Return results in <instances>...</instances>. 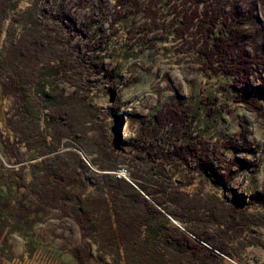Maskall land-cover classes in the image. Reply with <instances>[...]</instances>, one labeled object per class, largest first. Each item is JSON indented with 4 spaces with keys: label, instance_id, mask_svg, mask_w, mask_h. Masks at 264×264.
I'll return each instance as SVG.
<instances>
[{
    "label": "rangeland",
    "instance_id": "obj_1",
    "mask_svg": "<svg viewBox=\"0 0 264 264\" xmlns=\"http://www.w3.org/2000/svg\"><path fill=\"white\" fill-rule=\"evenodd\" d=\"M31 1L24 0L19 8L25 9ZM131 1L133 0H128L127 4ZM140 1L141 3L135 6L128 5L125 10H122V5L119 10V0H84L86 5L81 4L83 0H41L34 17H31V21L37 25L48 26L53 30L54 43L61 51L56 53L54 59L67 60L65 55L68 54L69 58L86 62V67L82 66L81 69L76 68L77 63L72 70V77L61 79L63 81H60L58 86L69 102L75 103L77 112L81 111L83 114L80 117L78 113L76 128L84 126V132L90 136L88 141L93 145L89 146L87 140L80 143H84V148L91 149V155L75 140L73 145L61 151L72 150L79 153L82 161L95 172L117 174L160 211L162 206L149 195H145L141 185L148 187L152 192L156 190L168 204V210L170 208L176 215H180L177 210L185 213L188 221L169 217L181 231L198 242V237L190 233L187 227L209 231L216 235L222 244H234L233 258L217 252L226 260L225 264H264V208L252 203L253 199L264 200V113L261 114L259 108L254 109L255 112L250 104L238 101L239 84L237 86L230 75H211L214 71L204 69L207 65L204 64L203 57L197 54L194 56L182 43L171 41L172 38L166 41L162 39L168 24L180 14L182 18L185 16L188 0ZM151 1L159 3L155 9L156 14L154 10L146 7ZM253 1L255 8L250 17L247 16L246 25L256 28L262 26L264 29V0ZM169 10L172 15L168 13ZM70 11L75 13L70 17L74 25H69L71 22H67L65 17L64 20L60 17L69 15ZM50 13L57 18L47 19ZM154 15L161 20H158V25L152 29L149 18ZM114 17H121V20L117 23ZM164 20L166 22H163ZM176 23L174 20L173 28ZM240 38H237V47L245 45V42L239 41ZM136 41L143 43L137 45ZM261 41L264 43V31ZM244 52V58L254 55L251 46L244 47ZM224 53L223 49L222 57ZM61 55H64V58ZM216 60L222 59L218 55ZM244 64L250 67L248 73L246 72L248 75L245 74L247 80L242 79L246 83V92L249 98L256 102L253 105L264 108V94L259 95L264 89V64H259L257 60L245 61ZM57 68L64 71L63 62ZM106 70L117 74L118 80L114 81L116 85L108 83ZM2 94L4 93L0 85V97ZM117 99H120V102ZM175 99L181 100L182 106H177L171 101ZM116 102L120 103L121 107L116 115L109 118L111 106ZM8 103L12 105L11 100L0 105L1 112L4 109L6 116L4 123L7 121ZM169 104H172L174 109L167 115L168 120L164 126L173 134L177 149H180V155L185 160L188 158L189 147H214L217 145V139L227 140L236 135L239 138L232 139L237 142L236 148L220 150L223 153V163L221 164L216 156L211 164V174L207 169L205 176H199L193 167L194 164L189 161L190 169L185 168V164L180 161L166 166L163 163L165 159L158 151L159 144L169 155H175L177 151L174 142L155 143L152 148L148 147L146 152L135 147L138 145L136 137L140 129L153 121L154 116H159L162 109L166 108L165 105ZM214 113V116L210 115ZM20 118L22 119V116ZM21 122L24 123L23 120ZM171 122L176 124L175 127ZM4 123L1 121L2 130ZM179 131H182V134ZM97 141L108 146L105 148L106 152L111 151L110 145L114 141L119 148L117 151L112 149L110 159L104 156L101 158L98 156V150L103 149V146L99 147ZM17 150L20 154L26 153L28 157L38 153L36 150L33 152L27 149L26 143L18 144ZM189 154L197 159V150ZM231 158H237V164L231 163ZM201 161L205 163L203 167H206L208 162L205 159ZM110 163L116 166V171L110 170ZM227 164L231 167V172L226 169ZM229 177L233 179L224 185L222 181L228 180ZM215 194L220 196V201ZM172 195H177L182 205L173 202ZM229 212L237 214V223L244 220L246 226L232 224L227 227L226 214ZM56 213L54 212V217L49 218L47 223L34 229L40 241V250L43 251L40 254L41 259L40 255L37 258L39 260L36 255L33 259H22V240L15 236L10 242L14 260L0 264H62L63 261L74 264L71 257L63 252L64 247L68 246L65 244L74 246L79 242V227L68 219L57 218L59 213ZM214 218L223 219V222L218 223L222 229L215 225Z\"/></svg>",
    "mask_w": 264,
    "mask_h": 264
},
{
    "label": "trees",
    "instance_id": "obj_2",
    "mask_svg": "<svg viewBox=\"0 0 264 264\" xmlns=\"http://www.w3.org/2000/svg\"><path fill=\"white\" fill-rule=\"evenodd\" d=\"M23 2L24 0H0V85L4 93L0 97V105L6 104L8 100L12 101V105L8 103L7 106L5 123V112L4 109L1 112L0 107V263L14 260L10 242L15 236L22 240L21 258L33 259L36 255L37 259L43 251L40 250V241L34 229L47 223L49 218L52 219L54 212L59 213H56L57 218L68 219L79 227V242L74 246L65 244L68 246L64 247L63 252L71 257L74 264H225L226 260L217 252L233 258L234 244H222L216 235L209 231L187 227L190 233L213 247L215 251L176 227L169 217L188 221L185 213L177 210L180 215H176L170 208L168 210V204L156 190L152 192L148 187L141 185L142 192L162 206L163 209L160 211L117 174L95 172L82 161L79 153L72 150L61 151L73 145V140L79 143L87 140L89 146L93 145L88 141L90 136L84 132V126L76 128V121L79 114L80 117L83 116L82 112H77L75 103L69 102L58 86L60 81L72 77V70L77 63L76 68L81 69L82 66L86 67V62L69 58L70 55L65 53L67 60L54 59L60 49L54 43L53 30L31 21L41 0H32L25 9H20V3ZM119 2L121 3L118 6L119 10L122 9V5V10H125L128 5L135 6L141 3L140 0H133L128 4V0ZM188 2L185 16L182 18L180 14L178 19H174L177 21L174 28L172 26L174 20L171 18L173 22L168 24L165 34L161 36L162 39L166 41L172 38L171 41L182 43V46L190 50L194 56L197 54L203 57L204 64L207 65L204 69L214 71L211 75H230L237 86L239 84L238 101L250 104L253 110L259 108L263 114L264 108L253 105L256 102L249 98L246 83L242 80H247L250 69L249 65L244 64L245 61L257 60L259 64H264V43L261 41L264 29L262 26L256 28L246 25L255 8L252 3L254 1L188 0ZM81 4L86 5L84 0ZM158 4L151 1L146 7L154 10L156 14ZM168 13L172 15V11L169 10ZM74 15L75 13L70 11L69 15L60 17L62 20L65 17L67 22H71L70 17ZM56 18L51 13L47 16L50 20ZM120 18H115L117 23ZM149 20L153 29L161 18L154 15ZM72 22L69 25H74ZM239 37H241L239 41L245 42V45L237 47ZM140 42L143 43L136 41V44ZM246 46L252 47L254 54L252 57H243ZM64 55H61L62 58ZM218 55L222 60H216ZM61 61L65 67L64 71L57 68ZM105 75L108 83L112 82V85L118 80L117 74L113 71L106 70ZM263 94L264 89L259 95ZM120 99H117L118 102ZM171 101L177 106H182L179 99ZM120 107V103H114L108 113L109 118L116 115ZM165 107L159 116L158 114L154 116L153 121L140 129L136 137L138 145L135 146L139 150L146 152L148 147L152 148L155 143L174 142L173 134L164 126L168 120L167 115L172 113L174 106L169 104ZM210 115L214 116L215 113ZM1 121L5 125L3 130ZM175 125L172 123L173 127ZM181 132L179 131L180 134ZM232 139L239 138L236 135L227 140L217 139L215 143L219 147L217 145L189 147L186 160L180 155L181 151L177 149L175 142L177 154L169 155L160 144L158 151L165 159L163 163L166 166L180 161L181 164H185V168L190 169L189 161L194 164L193 167L199 176H205L207 169L210 174L212 173L211 164L216 156L220 163H223V153L220 151L222 148L226 151L236 148L237 142ZM97 142L99 147L103 146V149L98 150V156L101 158L104 156L110 159L111 152L119 148L114 141L110 145L113 150L106 152L105 148L108 146ZM22 143H26L27 149L33 152L36 150L38 153L35 152L29 157L26 153L25 155L18 153L17 145ZM80 144V147L91 155V149L84 148V143ZM193 150H197V159L189 154ZM200 159L208 162L206 167H203L205 163ZM230 162L237 164V158H231ZM112 165L113 163H110V170L116 171V166ZM230 168L228 165L226 169L230 171ZM232 179L229 177L228 180L221 181L226 185ZM215 196L220 201V196L216 194ZM171 198L173 202L182 205L177 195H172ZM252 203L264 208L262 199H253ZM209 212L211 213L210 210ZM226 215L227 227L232 224L246 226L244 220L237 223V214L229 212ZM220 221L223 222V219L214 218L216 226L220 227L218 224ZM41 257L42 255L40 259Z\"/></svg>",
    "mask_w": 264,
    "mask_h": 264
},
{
    "label": "bare ground",
    "instance_id": "obj_3",
    "mask_svg": "<svg viewBox=\"0 0 264 264\" xmlns=\"http://www.w3.org/2000/svg\"><path fill=\"white\" fill-rule=\"evenodd\" d=\"M47 4V3H46ZM50 7V6H49ZM93 7V6H92ZM110 32V31H109ZM140 35V34H139ZM142 43V42H141ZM73 67V66H72ZM71 84V83H70ZM125 226V225H124ZM146 227V226H145ZM180 235V234H179ZM183 235V234H182ZM181 236V235H180ZM188 236V235H187Z\"/></svg>",
    "mask_w": 264,
    "mask_h": 264
}]
</instances>
